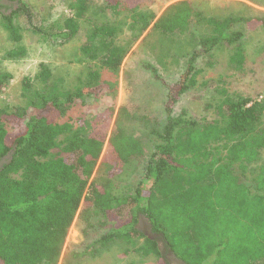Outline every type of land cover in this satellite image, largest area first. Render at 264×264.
Returning <instances> with one entry per match:
<instances>
[{
  "label": "trees",
  "instance_id": "1",
  "mask_svg": "<svg viewBox=\"0 0 264 264\" xmlns=\"http://www.w3.org/2000/svg\"><path fill=\"white\" fill-rule=\"evenodd\" d=\"M104 2L114 10L121 2L123 8L133 10L138 0ZM76 8L75 15L65 19L69 35L76 32V19L84 12L82 4ZM133 14L145 28L146 15ZM12 16L2 14L4 28L10 40L19 42L21 35ZM194 16L189 2L181 0L153 26L162 33L184 31ZM201 20L209 33L197 36V47L175 82L165 81L153 65H141L165 88L164 121L151 131L156 142L131 194H113L106 178L86 191L103 150L108 174L142 155L139 141L126 132L122 107L105 147L106 133L97 124L109 110L90 120L68 117L76 101L99 86L100 71L93 66L78 86L63 89L49 82L52 70L42 63L34 76L42 87L28 97L26 106L0 110V264H53L78 210L87 228H110L93 245L115 240L131 243L143 235L144 242L134 252L152 254L164 262L168 253L183 264H259L264 260V160L259 156L264 147V99L222 96L214 104L216 118L203 122L185 109L173 112L181 95L196 84L197 56L211 58V51L224 44L232 47L231 63L240 66L244 62L242 48L236 44L243 33L231 29L244 18L230 15ZM113 30L112 26H97L87 39L102 37L110 45ZM82 50L89 60H98L109 69H115L124 55L117 46H106L103 53L86 46ZM5 54L17 59L25 50L17 47ZM10 78L0 72V89ZM23 84L24 91L31 88L28 78ZM5 117L17 126L14 131L6 129ZM141 217L155 238L138 228Z\"/></svg>",
  "mask_w": 264,
  "mask_h": 264
},
{
  "label": "rangeland",
  "instance_id": "2",
  "mask_svg": "<svg viewBox=\"0 0 264 264\" xmlns=\"http://www.w3.org/2000/svg\"><path fill=\"white\" fill-rule=\"evenodd\" d=\"M178 1L181 0H138L133 10L123 8L122 2L114 10L104 0H15L18 3L15 10L20 8L16 13L15 10L10 13L14 2L8 7H0V72L11 76L0 89V110L11 111L26 106L28 97L42 87L34 78L42 63L52 70L49 82L54 81L63 89L78 86L86 77L87 68L93 66L100 71L96 82L99 86L93 94L82 101L77 100L68 111V117L90 120L109 110L108 116L105 115V119L101 118L97 124L106 133L105 147L118 110L122 107L127 134L141 144L140 157L118 165L110 174L102 161L103 150L88 178L86 191L92 185L99 186L106 178L111 181L113 194H131L141 180L156 142L151 131L159 129L164 121L166 95L165 88L141 65L151 64L165 81L175 82L184 71L189 55L197 47V36L209 33L210 28L201 20L202 17L231 15L245 19L231 28L240 29L243 33L236 44L239 43L242 48L244 62L240 66L231 63L229 55L232 47L224 44L211 51V58L197 56L194 63L198 71L196 84L181 95L173 112L185 109L190 117L203 122L216 118L214 104L222 96L264 99V0H187L196 13L189 27L184 31L160 32L153 26L154 22ZM78 4L83 5L84 12L76 19V32L69 35L71 32L64 27L65 19L75 15ZM133 13L146 15L145 28ZM2 14L13 15V23L21 35L19 42L8 38ZM132 15L136 18L133 19ZM100 25L114 28L113 36L108 39L110 45H105L106 40H100L102 37L88 41L89 34ZM83 46L95 48L98 53H103L101 51L106 46H117L121 49L120 53L123 48L124 55L115 69H109L101 66L98 60H89L82 50ZM17 47L24 48L25 55L17 59L6 58L5 53ZM27 78L31 88L24 91L23 81ZM207 104L213 106L207 108ZM10 120L5 117L3 123L7 130L14 131L17 126ZM262 124L264 127V118ZM259 156L260 160H264V147ZM249 178L250 174L247 180ZM140 219L138 228L144 235L155 238L147 221L142 217ZM96 221L95 217L91 218V222ZM85 228L78 210L53 264H182L172 254L165 255L164 262L152 254L142 256L134 252L144 242L143 235L135 237L131 243L115 240L93 245V241L110 228L92 226L87 228V233ZM158 241L163 249L162 240ZM259 264H264V260Z\"/></svg>",
  "mask_w": 264,
  "mask_h": 264
},
{
  "label": "flooded vegetation",
  "instance_id": "3",
  "mask_svg": "<svg viewBox=\"0 0 264 264\" xmlns=\"http://www.w3.org/2000/svg\"><path fill=\"white\" fill-rule=\"evenodd\" d=\"M17 1V0H16ZM15 3V0H0V7H8L9 5H11L12 3ZM18 3H15V5L14 6H10L11 8H10V13L13 11V10H15L16 9V5H17ZM2 5V6H1ZM140 221H142V219H140ZM166 251H163V253H165ZM166 255H170V253H168V254H166ZM177 260V259H176ZM182 263V262H181ZM183 264V263H182Z\"/></svg>",
  "mask_w": 264,
  "mask_h": 264
}]
</instances>
